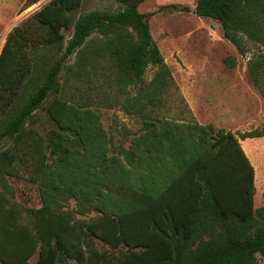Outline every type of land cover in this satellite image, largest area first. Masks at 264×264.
<instances>
[{
	"label": "trees",
	"instance_id": "16d2710c",
	"mask_svg": "<svg viewBox=\"0 0 264 264\" xmlns=\"http://www.w3.org/2000/svg\"><path fill=\"white\" fill-rule=\"evenodd\" d=\"M83 1L50 0L0 50V142L8 143L0 181L20 178L24 167L41 200L22 210L0 189V264H33L36 253L34 264H260L264 204L254 207V168L240 141L264 137V122L234 133L158 115L170 93L183 98L150 32L153 13L138 10L144 0H114L116 11L75 17ZM177 9L219 21L238 54H250L247 73L264 100V0H195ZM48 50L62 51L51 64ZM73 54L89 82L108 81V107L142 121L121 153L110 152L94 99L69 100L63 91L60 73ZM149 67L157 71L146 82ZM51 93L53 127L41 134L35 112ZM70 199L77 214L95 216L75 218L65 208Z\"/></svg>",
	"mask_w": 264,
	"mask_h": 264
},
{
	"label": "rangeland",
	"instance_id": "374dc122",
	"mask_svg": "<svg viewBox=\"0 0 264 264\" xmlns=\"http://www.w3.org/2000/svg\"><path fill=\"white\" fill-rule=\"evenodd\" d=\"M49 1L32 3L31 0H0V50L8 32ZM194 5L195 0H144L138 6L142 13H153L149 17L150 32L171 71L174 85L183 98L181 101L175 93H170L157 114L178 121L193 117L201 124L211 123L216 129L223 128L234 133L259 127L264 122V100L247 73L250 54L246 57L238 54L236 48L224 37L219 21L197 16L193 11L177 9L182 6L194 8ZM118 9L119 4L114 0H84L73 14L77 17L94 10L109 12ZM62 31L66 43L73 28ZM45 52L49 54L51 64L62 51ZM227 57L236 58V63L231 68L225 63ZM76 60V55L70 56L60 73L59 82L63 91L69 100L72 98L82 101L88 95L94 99L91 104L100 113L102 124L110 137V152L121 153L128 148L131 138L140 132L142 121L137 115L127 114L119 107H108L106 100L102 99L104 96L112 99L113 95L106 86L108 81L89 75V82L85 73L77 69ZM156 71V67L147 69L144 76L146 82ZM132 93L134 89L131 87L129 94ZM54 96L51 93L43 106L35 112L38 121L34 127L41 134H46L53 127L45 108ZM240 143L244 150L249 146L255 155V158L247 157L255 166L254 207L257 208L264 204V137L247 138ZM7 144L6 141H1L0 148ZM44 151L49 153L47 149ZM20 172L23 174L20 178L5 176L0 181V189L22 210L40 206L37 184L27 179L28 169L20 167ZM260 183L262 188L258 189ZM65 208L75 218L95 216L94 212L77 214L74 199H70ZM95 247L98 250L109 249L108 245L99 240H95ZM256 256L259 263L264 264V258L259 254ZM36 259L37 253L30 258V262L34 264Z\"/></svg>",
	"mask_w": 264,
	"mask_h": 264
},
{
	"label": "crops",
	"instance_id": "0c3cea01",
	"mask_svg": "<svg viewBox=\"0 0 264 264\" xmlns=\"http://www.w3.org/2000/svg\"><path fill=\"white\" fill-rule=\"evenodd\" d=\"M241 146H242V144H241ZM242 148H243V146H242ZM244 150V149H243ZM244 152H245V154L249 157V158H255V155H254V153L251 151V148L249 147V146H247L246 147V150H244ZM248 154H247V153ZM248 158V159H249ZM254 163H256V165H257V167L258 168H260V166H259V164H258V162L257 161H255ZM252 164V163H251ZM253 168H255V166H253ZM254 178H255V169H254ZM262 188V183H260V184H258V189H261Z\"/></svg>",
	"mask_w": 264,
	"mask_h": 264
}]
</instances>
